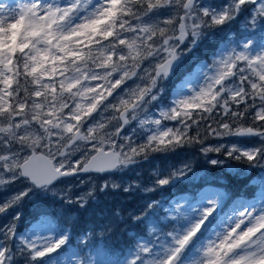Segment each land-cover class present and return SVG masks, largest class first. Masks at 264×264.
Returning a JSON list of instances; mask_svg holds the SVG:
<instances>
[{
    "label": "snow or ice",
    "instance_id": "6c2138e0",
    "mask_svg": "<svg viewBox=\"0 0 264 264\" xmlns=\"http://www.w3.org/2000/svg\"><path fill=\"white\" fill-rule=\"evenodd\" d=\"M248 4H259L255 11L264 18V0H232L227 8L219 11L202 8L199 14L195 0H104L99 7L93 0H67L65 6L45 5L37 3V0L5 5L0 0V190L17 182L25 183L24 189L0 203V214H5L9 208L31 196L57 195L56 184L64 177L78 172H104L130 165L134 163L135 156L151 148L152 142L158 145L154 150H160L159 146L190 143V140L183 139L185 134L180 130L168 128L149 135L148 143L144 145L129 146V152L124 154L105 151L102 145L106 137L98 136V132L106 127L103 122L88 126L86 132L81 129L101 106L105 109L108 107L105 101L126 79L136 75L135 69L145 53L154 56L166 51L170 59L159 66L157 75L167 74L172 61L178 59L176 46L170 41L183 42L188 35L195 38L206 23L203 17H208L213 26L223 25ZM173 6L182 7L185 11L182 20H192L190 33L186 22L180 24V35L175 37L169 35L159 23L145 20H152L154 14ZM89 8L92 11L83 16L82 12ZM130 18L143 23L134 27ZM255 19L253 17V22ZM198 20L201 22L198 23ZM163 23L171 25L173 20L169 18ZM127 33H131L132 37H127ZM157 38L160 40L159 48L155 43ZM244 48L251 49L253 46L245 44ZM17 54H20L19 59ZM240 62L245 67H240ZM113 74H117V78H113ZM21 75L25 79L31 77L30 83L35 87L31 90L21 88L18 79ZM57 76L59 79L54 81L53 78ZM236 76H239L238 83L231 79ZM45 77H48L47 81ZM150 92L149 88L131 91L130 99L119 101V108L116 105L111 107L119 111V119L128 124L129 110L135 113ZM247 96L253 99L258 97L264 104V47L255 55L242 51L222 57L216 73L194 97L178 100L177 107L170 112L162 111L161 116L176 120L180 116L191 117L189 109L192 108H202L204 112L212 113L219 107L225 115L242 118L244 113L232 111L229 101L242 104ZM151 99L156 100V96L152 95ZM85 100L87 104L82 102ZM254 119L264 121V107L255 112ZM141 123L160 126L161 120ZM220 128L223 131H211L217 137L257 136L264 140V131L253 127H238L233 131L229 123H222ZM115 134L118 135L119 131ZM80 142H93L92 151L96 155L75 165L69 163L66 166L64 160L56 161L57 156L66 160L69 154L79 151ZM223 147H208L203 152H220ZM40 148L46 149V152L37 154ZM25 151L31 154L22 155ZM234 154H237L234 157L237 160L264 159V147L243 151L239 147H231L227 150L229 157ZM210 162L212 165L223 163L216 159ZM181 176L187 177L184 171H180L171 174L169 179H159L158 183L167 185L170 179ZM103 187L109 185L106 183ZM111 187L118 185L112 184ZM80 203H84L83 198ZM209 203L214 205L215 201ZM207 211L210 213L212 209ZM239 216L240 219L231 229L223 235L217 234L218 239L207 240L198 260L188 261L186 254L202 233L201 224L206 219L203 213L187 226L184 223L174 224L172 230L166 233L170 241L165 245L163 255H154L149 244L139 243L134 258L128 260L127 264H264V214L254 215L252 211L245 210ZM10 241L16 242L17 255L27 253L31 261L39 262L61 250L68 236L62 234L55 239L37 236L31 240L21 236L17 240L12 224L0 227V264H10L12 260L9 255L13 251Z\"/></svg>",
    "mask_w": 264,
    "mask_h": 264
},
{
    "label": "rangeland",
    "instance_id": "374dc122",
    "mask_svg": "<svg viewBox=\"0 0 264 264\" xmlns=\"http://www.w3.org/2000/svg\"><path fill=\"white\" fill-rule=\"evenodd\" d=\"M2 2L5 5H19L21 3H31L32 0H2ZM55 2L53 0H37V3H43L45 5L51 4L55 6ZM103 2L104 0H93L96 7H99V5ZM231 2L232 0H195V5L197 14H199L202 8H207L210 11H219L221 8H227ZM258 7L259 4L249 7L248 10L251 15L246 18V23L240 26L239 29L241 30L243 37H239L235 46L232 45L234 41L232 34L230 35L228 32L221 30L220 32H215L214 28L218 30V26L222 25H212V28L209 31H204L206 28L209 29L208 23H204L202 25L195 38L188 35L182 43H179L176 40L170 41L171 44L176 46L175 50L178 59L174 71L165 77H161L159 79L153 78V72L157 65H159L165 58L169 57L168 53L166 51H160L154 56H147L145 53L144 58L140 60L138 67L135 69L136 75L126 79L120 88H118L113 95L108 97L107 101H105V104H107L108 107L105 109L104 106H101L97 112L93 113L92 116L87 119L85 126L81 130L86 132L88 126H94L96 123L103 122L106 127L98 132V136L106 137L105 143L102 146L105 150L114 147L116 152L124 154L129 152V146L139 147L148 143L147 137L155 133L157 130H166L171 128L173 130H180L183 132L188 128L189 119H192L193 114H195V108L189 109L190 112L195 109L191 113V117L180 116L176 120L164 119L161 116V112H170L172 108L177 107L178 100L191 99L194 97L199 90L209 82V78L216 73L219 61L222 57L230 56L233 52L239 53L242 51H250L253 55H255L261 47H264V33H261V31L264 30V18L257 15L255 9ZM90 11H92L91 8H89L88 11L82 12V15L87 16ZM237 14L238 13L234 14V18H236ZM180 16H185L183 8L173 6L168 9H162L159 13L154 14L152 16V20H148V18H145V20L148 23H159L160 27H164L169 35L178 37V34L180 33L179 26L181 23L186 22L189 25V33L191 32L190 26L192 24L191 19L184 21L180 18ZM253 17H256L255 22H253ZM169 18L173 20V24L165 25L163 22ZM202 20L206 21L210 19L208 17H203ZM197 22L200 23L201 21L198 20ZM142 23V21L136 20L132 24L135 27L136 25ZM253 30L257 31L253 34V36H250ZM208 32H215L219 35L217 39L222 38L226 41L223 42L222 46L218 47V49L209 56L208 62H199L189 66L187 69V62L185 61L186 55L188 53H195L196 44L204 38ZM258 32H260L259 39H257L256 35ZM140 35H143V33H140ZM214 35L215 34H213V36ZM129 36L131 38L132 34L129 33ZM193 39L195 40L194 43L192 42ZM155 43L156 47L159 48L160 40L158 38ZM245 44H249L253 46V48L245 49ZM37 47H44V45H37ZM239 66L245 67L243 62H240ZM60 67L62 66L60 65ZM186 69V73H182V70ZM113 78H117V74H113ZM58 79V76L53 78L54 81ZM231 79L237 83L239 82V76ZM44 80L47 81L48 77H45ZM153 80H155V84H153ZM91 83L95 84L96 82ZM245 86L247 87V85ZM144 88L151 89V92L145 97L144 101L141 103L140 107L137 108L135 113L130 111V115L128 117L129 123L123 127L118 135H116L115 133L120 125L117 117L119 111H114L111 105H116L117 108H119V101L121 99H130L131 91ZM152 95L156 96V100L151 99ZM225 98H227V95H225ZM132 99L133 102H135V99ZM82 102L87 104L86 100ZM69 103L71 104L72 101L70 100ZM260 108L261 106L257 105L255 112L259 111ZM218 109L220 108L218 107ZM65 115L67 116L68 113L65 112ZM133 116H135V118H133ZM113 117H116V119H113ZM156 119L161 120L160 126L152 123H141V121H152ZM171 122H175L173 126L170 124ZM260 122L261 124H264V121ZM217 130L223 131L220 126ZM262 131H264V128ZM232 136L233 135L217 137L210 132L212 142L209 145L197 148L194 152L184 151V143L179 145L180 149L183 147V150L181 151H178L176 145H168L167 147L159 146L160 150L168 153L173 157L172 159H170L168 155L164 156L160 153L155 155V153L159 151L154 150L158 147V145L156 142H152L151 148H154L152 151L151 148H149V151L134 157L135 164L137 163L145 166V174L139 167H135L133 174L125 176L122 171L128 166L127 165L122 166L119 170H116L115 174L106 175L104 177H98L97 175H79L76 177L62 179L60 182H57L56 190L58 194L55 196L49 194L48 196L51 198L56 197L57 200L65 204H69V199L72 202L78 200L81 201V198L84 199L87 196V193L93 192V187L97 183L102 186L107 183L109 187H111L112 184L118 185L116 188L111 187L113 189L131 191L138 189L145 194L157 191L158 195L147 198L146 205L149 209L151 208L154 211L151 217H156L158 215L160 216V221H165V224L162 227L166 228L167 231L165 230V232H160V227L155 230L154 226H152L149 221L148 232L151 234V237L148 240L138 239L136 241L137 245L139 243L149 244L153 248L154 255H163V249L170 241V238L166 235V233L171 231L170 228L173 224H177V221H180V223H184L185 226H187V224L191 223L192 220L199 219L203 213L206 216V219L201 224L202 233L195 245L190 247L186 254L188 261L198 260L201 257L202 247L207 240L218 239V233L223 235L226 231L231 229L237 220L240 219V212L247 210L252 211L254 215L264 214V159L262 158L259 162L256 160L252 161V165L249 168L242 170V172L238 174V177H243V179H246L248 175H251V177L246 180V191L242 190V194H240V196H238L233 189H231L226 195L221 196L219 192L224 190V188L216 182L210 186H205V190L203 189L197 192H194V189L189 187V190L195 195V197L190 200H188V197L186 196L187 194L177 195L169 188L176 180H181L189 185L198 179L207 183L212 180L206 175L207 170H202V165H208L211 160L218 159L219 152L213 151L204 153V148H214L223 145L224 147L222 149L226 148L229 150L231 147H239L243 151L251 150L254 147H264V140H262L261 137L256 136V140L246 146L242 143H240L241 145L232 143ZM109 141L111 143H109ZM92 147L93 142L87 144L80 142L79 151L69 154L66 160L63 157L57 156L56 161L59 162L60 160H64L66 166L69 163L75 165L78 161L84 162L86 157L88 158L94 152L92 151ZM37 152H46V149L40 148L37 149ZM28 154L29 151L22 153V155ZM235 155L237 154H234V156ZM196 164H199L198 169L194 168V166L196 167ZM215 166L217 167L215 171L217 175H220V173H225L227 175L234 174L235 169H233V166H231L230 163L223 162L222 164H217ZM234 166H237V164L235 163ZM237 170L238 169H236V172ZM164 171H170L171 174L184 171L187 177L181 176L179 178H172L170 179L169 184L160 185L158 183L159 179H169L171 176L160 177L159 174ZM219 181H222V179L219 178L218 182ZM24 187L25 183L17 182L8 186L6 189L0 190V203H3L5 199L15 195L17 192L24 189ZM245 193L248 194V197L242 196ZM38 197L42 196L39 194L31 196L29 199H26L25 202L34 201ZM209 201H215V204H210ZM209 208L212 209L210 213L207 211ZM21 236L29 240L35 239L37 236L51 237L53 239L58 238L52 234L51 226L42 218L35 220L27 230L17 234L16 239L18 240ZM136 251L132 254L126 253L123 258H119L118 262H114L113 260H101L99 256L100 250H97L96 252L89 254L88 259L86 257L84 262L86 261L87 264H127L128 260L134 258V253ZM50 256V258L44 259L45 261L43 264H54L55 261H53L51 254ZM55 264H77V258L74 251L69 250V253L61 256Z\"/></svg>",
    "mask_w": 264,
    "mask_h": 264
},
{
    "label": "trees",
    "instance_id": "16d2710c",
    "mask_svg": "<svg viewBox=\"0 0 264 264\" xmlns=\"http://www.w3.org/2000/svg\"><path fill=\"white\" fill-rule=\"evenodd\" d=\"M53 1H56L55 5L65 6L67 3V0ZM249 7H253V4L244 6L236 15V18L231 21L226 22L222 26L217 25L218 30L214 28L215 32L217 33L221 30L228 32L230 35L232 34L234 37L232 45L235 46L239 37H243V34L239 29L240 26L245 24L246 18L251 15L248 10ZM130 19L132 23L136 21L134 18ZM204 22L209 24V29L206 28L204 31H209L212 28L210 20ZM256 31L257 30H253L250 36H253ZM215 32H208L207 35L196 44L195 53H193L194 55L192 53L186 55L185 61L187 62V69L189 66L199 62H208L209 56L226 41L222 38L217 39L219 35ZM261 33L263 34L264 30L261 31ZM213 34L215 35L213 36ZM125 35L130 38L129 33ZM256 35L257 39H259L260 32L256 33ZM19 56L20 54H17V59H19ZM61 66L63 67V65ZM187 69L182 70V73H186ZM21 72H23L22 67ZM18 79L21 88L28 87L29 90H31L35 87L30 83L32 79L31 77L25 79V76L21 75ZM246 89L250 92V88L246 87ZM22 97L23 93H21V98ZM257 105L264 107V104H262L258 97L255 100L252 97L247 96L242 104H236L229 101V107L232 111L244 113L242 118H233L230 114L225 115L221 112V109H218V107L214 109L212 113H206L202 108H195L196 110L193 109L191 113L195 110V114H193L192 119H189L188 128L182 132L185 134L183 139L191 141L190 143H184V151L194 152L201 146L209 145L212 142L210 137V132L212 133L211 129H219V126L222 123H229L234 131L238 127H253L262 131L264 124H261L259 120L254 119L255 108ZM174 123L175 122H171L170 124L173 126ZM255 138L256 137L236 138L235 136H232L231 141L232 143H237L239 145L242 143L247 146L248 144H251L252 141H255ZM179 145L181 144L176 145L178 151L183 150V147L180 149ZM153 149L154 148H151V151ZM158 153L163 154L164 156L168 155L170 159L173 158L165 151L163 152L159 150L155 155ZM234 157V155L233 157H229L227 155V149L224 148L219 152V158L216 159L225 163H230L231 166H233V169H235L234 174L227 175L225 173H220V175H217L215 173L217 167L211 163H207L208 165H202V170H207L206 175L208 178L212 179L208 183L198 179L189 185L181 180H176L169 188L177 195L187 194L186 196L188 197V200H190L195 197V195L189 190V187H192L194 192H197L199 190H205V186H210L216 182L224 188V190L219 192L221 196L226 195L231 189L240 196L242 190L246 189V180H248L251 175H248L246 179H243V177H238V174L242 172V170L249 168L252 165V161H248L246 158L237 160ZM260 160V157L256 158L257 162ZM234 162L237 166H234ZM135 167H139L145 174V166L134 163L128 165L122 171L123 175L129 176L128 174H133ZM120 168H122V166H119L117 170ZM194 168L198 169L199 164H196V167L194 166ZM236 169H238L237 172ZM170 175V171H164L159 174L160 177H169ZM219 178H221L222 181L218 182ZM154 195H158V192L154 191L153 193L145 194L138 189L131 191L113 189L111 187L104 188L97 183L93 187V192L87 193L83 204H81L79 200L65 204L56 198H51L49 196L38 197L35 201L27 203L23 200L18 205L9 208L5 214H0V227H6L7 225L12 224L17 235L27 230L35 220L42 218L51 226L52 234L54 236L59 237L62 234H67L68 236L66 245L62 246L63 248L58 250L57 253L51 254L53 261L57 262L61 256L69 253V250H72L77 258V264H84V260L86 257L88 259L89 254L100 250L99 256L101 260H113L114 262H118L119 258H123L126 253L132 254L137 250L136 241L138 239H150L151 234L148 232L149 221L152 226H154L155 230L160 227V232H165L166 228L162 227L165 224V221H160V216L158 215L156 217H151L154 211L151 208L149 209L146 205L147 198L153 197ZM242 196L248 197V194L245 193ZM179 223L180 221H177V224ZM174 224L170 230H172ZM9 243L13 249L9 254L12 257L10 264H43L45 261L41 260L39 262H33L27 256V253L24 255H17L16 242L10 241Z\"/></svg>",
    "mask_w": 264,
    "mask_h": 264
},
{
    "label": "water",
    "instance_id": "95a60500",
    "mask_svg": "<svg viewBox=\"0 0 264 264\" xmlns=\"http://www.w3.org/2000/svg\"><path fill=\"white\" fill-rule=\"evenodd\" d=\"M178 35H180V33H179ZM179 43H182V42H179ZM168 59H170V57L164 59L159 65H157V66L155 67V70H154V72H153V78H158V77H160V76H167L168 74H170V73L174 70V68H175V66H176V61H177V60L172 61V66H171V68H169L167 74L161 73V74L157 75V70H158L159 66H160L161 64L165 63L166 60H168ZM120 115H121V113L118 114V119H119ZM119 121H120L121 124L124 125V123H123V121H122L121 119H119ZM235 136H236V135H235ZM237 137H253V136H237ZM105 151H114V150H113V148H110V149L105 150ZM30 154H31V153H30V151H29V154H28V155H30ZM37 154H39V152H37ZM93 155H96V153L93 152V153L87 158V160H90L91 157H92ZM114 170H115V169H112V170H109V171H104V172H97V171H94V170H93V171H89V172H78V173H75V174H99V175H103V174H109V173H112ZM75 174H74V175H75ZM74 175H73V176H74ZM69 177H72V176H69ZM64 178H68V177H64Z\"/></svg>",
    "mask_w": 264,
    "mask_h": 264
},
{
    "label": "flooded vegetation",
    "instance_id": "af4514ba",
    "mask_svg": "<svg viewBox=\"0 0 264 264\" xmlns=\"http://www.w3.org/2000/svg\"><path fill=\"white\" fill-rule=\"evenodd\" d=\"M180 18H181V16H180ZM165 59H166V58H165ZM161 77H162V76H161ZM161 77H159V78H161ZM159 78H156V79H159ZM151 86H152V85H151ZM130 111H131V110H130ZM130 111H129V112H130ZM118 128H119V126H118ZM85 160H87V157H86V159H85Z\"/></svg>",
    "mask_w": 264,
    "mask_h": 264
},
{
    "label": "bare ground",
    "instance_id": "6f19581e",
    "mask_svg": "<svg viewBox=\"0 0 264 264\" xmlns=\"http://www.w3.org/2000/svg\"><path fill=\"white\" fill-rule=\"evenodd\" d=\"M187 89V88H186Z\"/></svg>",
    "mask_w": 264,
    "mask_h": 264
},
{
    "label": "clouds",
    "instance_id": "9594fccd",
    "mask_svg": "<svg viewBox=\"0 0 264 264\" xmlns=\"http://www.w3.org/2000/svg\"><path fill=\"white\" fill-rule=\"evenodd\" d=\"M211 163V162H210Z\"/></svg>",
    "mask_w": 264,
    "mask_h": 264
}]
</instances>
